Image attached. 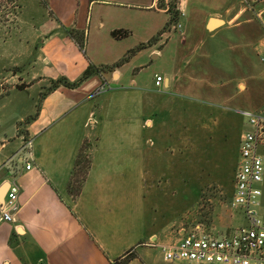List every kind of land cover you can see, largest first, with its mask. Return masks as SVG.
Segmentation results:
<instances>
[{
    "label": "crops",
    "instance_id": "1",
    "mask_svg": "<svg viewBox=\"0 0 264 264\" xmlns=\"http://www.w3.org/2000/svg\"><path fill=\"white\" fill-rule=\"evenodd\" d=\"M12 22L9 32L0 23V112L22 108L11 134L0 114V206L14 177L20 208L16 223L0 221V264H185L164 261L157 244L198 215L202 138L215 144L235 114L251 111L242 94L262 90V3L21 0ZM115 29L127 32L115 38ZM140 43L76 87L43 91L42 82L112 65ZM255 109L264 114V97ZM239 138L228 145L236 160ZM232 176L223 203L206 195L215 235L243 223Z\"/></svg>",
    "mask_w": 264,
    "mask_h": 264
},
{
    "label": "built area",
    "instance_id": "2",
    "mask_svg": "<svg viewBox=\"0 0 264 264\" xmlns=\"http://www.w3.org/2000/svg\"><path fill=\"white\" fill-rule=\"evenodd\" d=\"M241 1L249 9H253L256 4V0ZM176 5L177 2L175 10ZM180 26L179 22L173 24L175 29ZM261 60L264 62V56ZM155 80L158 84L161 76L156 75ZM102 89L103 86L96 92ZM241 113L247 118L248 129L239 138L231 205L241 211L243 223L221 235H215L211 228L199 222L192 223L183 228L176 240L157 244L164 261L186 264H264V208L261 189L264 179V114L251 111ZM18 152L21 153L19 158L24 162V167L28 169L32 166L31 137L23 138ZM18 192L19 186L13 177L9 180L6 199L0 206V221L16 223L20 208Z\"/></svg>",
    "mask_w": 264,
    "mask_h": 264
},
{
    "label": "rangeland",
    "instance_id": "3",
    "mask_svg": "<svg viewBox=\"0 0 264 264\" xmlns=\"http://www.w3.org/2000/svg\"><path fill=\"white\" fill-rule=\"evenodd\" d=\"M21 0H0V23L3 22L9 28L8 32L14 24L12 20L14 19L15 12ZM262 3L264 6V0H256V3ZM5 20H9L7 23ZM5 27V32H6ZM264 67V64H261ZM262 82L260 84L261 89H254L250 91L248 89L242 95L246 97L248 103L243 105V108L251 110V112H259L255 109L256 101H260L264 97V75ZM43 91L47 90L50 86L49 81L42 82ZM1 87V86H0ZM24 101V98H23ZM29 101V100H27ZM22 107H16V111L9 110V107H5L1 110L0 114L4 115L3 124L1 125L2 129L5 130L7 134H11L14 130V124L17 120V115L19 110ZM27 107H24L26 109ZM235 114L231 121V125L227 129L228 133H223V135L216 139L217 141L213 144V138L204 137L202 138V152L200 156V178L203 183L201 187V199L199 200L198 215L195 216L193 220L188 221L189 223L185 224L184 227L199 222L202 225H205L208 228H211L209 225L211 218L213 217V202L215 198H210L206 196L208 193L211 195L215 194L219 199V202L223 203L225 195L228 197L229 188L231 186V176L232 169L237 162L236 157H232L231 150L229 151L230 144L239 138V134L248 129L247 118L241 113ZM229 145V146H228ZM234 173V170H233ZM233 177V176H232ZM224 179L225 183L222 187H218V179ZM262 189V206L264 208V179L261 185ZM242 222V221H240ZM238 223V222H237ZM186 264V263H185Z\"/></svg>",
    "mask_w": 264,
    "mask_h": 264
},
{
    "label": "trees",
    "instance_id": "4",
    "mask_svg": "<svg viewBox=\"0 0 264 264\" xmlns=\"http://www.w3.org/2000/svg\"><path fill=\"white\" fill-rule=\"evenodd\" d=\"M171 6L172 4H170L169 2V10L171 9ZM174 6V5H173ZM171 12H173V17H171V21L173 20L174 16L176 15L177 13V10H170ZM127 31L125 30H112L111 34L113 37H121V36H124L126 34ZM73 35V34H72ZM74 38L76 39L78 45L80 48H82L84 46V38L82 35H75L74 34ZM144 45V43H140L138 44L136 47H134L133 49H130L122 58H120L118 61H116L114 64L112 65H101V66H95V65H92V64H89L87 66V68L80 74L79 77H77L76 79L74 80H69L67 79L66 77H58L56 79H50L49 82H50V86L48 87V89H52V88H55L57 87L58 85H64L66 87H76L78 86L84 79H86L89 75H91L93 72H96L98 71V69H110L112 68L113 66H117L119 64H121L122 62H124L126 60V58L132 53L134 52L135 50H137L138 48L142 47ZM81 153V152H80ZM78 162H82L81 164V169L80 171L82 170V172L84 173L86 171V168H87V159L86 157L83 155V159L79 160V158L76 160V163ZM75 181H78V179H75ZM79 182V181H78ZM72 188L75 189V192L78 190L79 188V185L77 184H74L73 183V186Z\"/></svg>",
    "mask_w": 264,
    "mask_h": 264
}]
</instances>
